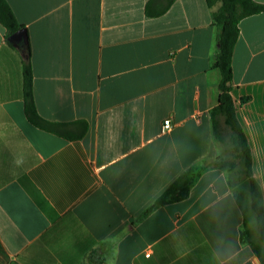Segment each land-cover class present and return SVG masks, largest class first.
<instances>
[{
	"label": "crops",
	"instance_id": "crops-1",
	"mask_svg": "<svg viewBox=\"0 0 264 264\" xmlns=\"http://www.w3.org/2000/svg\"><path fill=\"white\" fill-rule=\"evenodd\" d=\"M6 1L27 33L36 110L61 126L27 121L23 41L0 24V264H209L217 237L241 238L234 186L212 164L219 3ZM238 28L230 94L264 203V11ZM199 164L185 199L145 212Z\"/></svg>",
	"mask_w": 264,
	"mask_h": 264
},
{
	"label": "trees",
	"instance_id": "trees-1",
	"mask_svg": "<svg viewBox=\"0 0 264 264\" xmlns=\"http://www.w3.org/2000/svg\"><path fill=\"white\" fill-rule=\"evenodd\" d=\"M208 7L219 3L212 12V23L218 26V48L212 60V67L219 71L217 103L209 111L212 136L219 145V153L212 164L226 173L230 186H234V198L243 215L241 238L251 245V250L264 264V245L253 240L246 230L247 217L255 214L264 217V203L260 187L253 178L251 152L244 131L237 119L236 108L230 94L232 84L231 58L233 47L238 37L239 21L247 16L264 11V3L255 0H205ZM173 0H167L170 5ZM0 24L5 29V40L9 45H16L10 35L22 26L17 22L6 0H0ZM28 41V40H27ZM15 44V45H14ZM22 62V100L23 112L33 126L47 132L60 134L61 123L51 122L41 117L33 99V72L30 61L29 45L17 43ZM247 98H241V102ZM207 165H193L175 178L169 186L145 210L185 199L190 188Z\"/></svg>",
	"mask_w": 264,
	"mask_h": 264
},
{
	"label": "clouds",
	"instance_id": "clouds-1",
	"mask_svg": "<svg viewBox=\"0 0 264 264\" xmlns=\"http://www.w3.org/2000/svg\"><path fill=\"white\" fill-rule=\"evenodd\" d=\"M251 238L264 245V217H247L245 225ZM251 245L238 236L221 235L210 246L209 264H253Z\"/></svg>",
	"mask_w": 264,
	"mask_h": 264
},
{
	"label": "water",
	"instance_id": "water-1",
	"mask_svg": "<svg viewBox=\"0 0 264 264\" xmlns=\"http://www.w3.org/2000/svg\"><path fill=\"white\" fill-rule=\"evenodd\" d=\"M9 39L13 42L23 41L24 44H27V33L24 27H21L16 32L10 35Z\"/></svg>",
	"mask_w": 264,
	"mask_h": 264
},
{
	"label": "built area",
	"instance_id": "built-area-1",
	"mask_svg": "<svg viewBox=\"0 0 264 264\" xmlns=\"http://www.w3.org/2000/svg\"><path fill=\"white\" fill-rule=\"evenodd\" d=\"M171 128V122L169 119H165L163 121V129H170Z\"/></svg>",
	"mask_w": 264,
	"mask_h": 264
}]
</instances>
